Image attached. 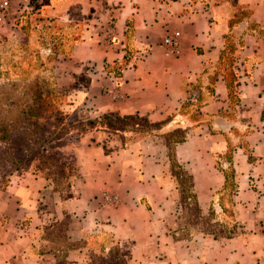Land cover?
I'll return each mask as SVG.
<instances>
[{
    "label": "crops",
    "instance_id": "obj_1",
    "mask_svg": "<svg viewBox=\"0 0 264 264\" xmlns=\"http://www.w3.org/2000/svg\"><path fill=\"white\" fill-rule=\"evenodd\" d=\"M90 1L102 10L89 12L66 76L85 73L68 107L92 126L72 144L64 192L32 175L0 192V264H73L72 248L103 234L133 245L141 264H264V0H235L245 13L232 24L228 2ZM173 32L177 57L162 47ZM102 116L137 119L117 131ZM171 164L229 237H179Z\"/></svg>",
    "mask_w": 264,
    "mask_h": 264
},
{
    "label": "rangeland",
    "instance_id": "obj_2",
    "mask_svg": "<svg viewBox=\"0 0 264 264\" xmlns=\"http://www.w3.org/2000/svg\"><path fill=\"white\" fill-rule=\"evenodd\" d=\"M6 1L0 21V192L11 179L27 175L49 179L64 192L74 174L72 144L92 126L68 107L72 89L84 88L87 77L82 73L71 80L67 58L82 40L89 12L102 6L90 0ZM207 1L214 6L228 2L231 24L245 13L235 0ZM227 42L232 46V40ZM170 169L182 208L179 237H229L228 225L219 223L214 213L201 217L189 181L175 164ZM72 251L73 264H141L133 245L107 234L84 239Z\"/></svg>",
    "mask_w": 264,
    "mask_h": 264
},
{
    "label": "trees",
    "instance_id": "obj_3",
    "mask_svg": "<svg viewBox=\"0 0 264 264\" xmlns=\"http://www.w3.org/2000/svg\"><path fill=\"white\" fill-rule=\"evenodd\" d=\"M123 66V63L118 65L115 64L114 66H112V72L114 74H117L119 72V70L121 69V67ZM136 117H124V118H111L109 116H102L99 119V124L100 122H103V125L107 126V128H109L110 130H123L126 126L127 123H131L132 121H136ZM88 124H91V122H86ZM133 124V123H131ZM102 125V124H101ZM83 131H81L82 133ZM4 134V132H2ZM224 177V187H223V195H221V198L223 200V203H228L229 201V197L231 196L232 192H233V172L231 170H228L225 174ZM225 213L227 215H230V211L228 210V208H225Z\"/></svg>",
    "mask_w": 264,
    "mask_h": 264
},
{
    "label": "built area",
    "instance_id": "obj_4",
    "mask_svg": "<svg viewBox=\"0 0 264 264\" xmlns=\"http://www.w3.org/2000/svg\"><path fill=\"white\" fill-rule=\"evenodd\" d=\"M8 7V1L3 0L0 2V21L3 17L4 11ZM178 39L179 34L177 32H173L170 35H167L162 40V47L164 49L165 55L170 57H177L178 55ZM107 201H115L116 197L112 196L106 198Z\"/></svg>",
    "mask_w": 264,
    "mask_h": 264
}]
</instances>
